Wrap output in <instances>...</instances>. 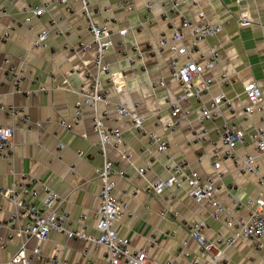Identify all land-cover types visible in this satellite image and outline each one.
Wrapping results in <instances>:
<instances>
[{"label":"crops","instance_id":"obj_1","mask_svg":"<svg viewBox=\"0 0 264 264\" xmlns=\"http://www.w3.org/2000/svg\"><path fill=\"white\" fill-rule=\"evenodd\" d=\"M44 1L50 2L48 10L27 23V7ZM70 1L71 9L55 0H0L5 9L0 15V34L12 25L10 37L0 39V104H13L21 110L19 116L0 110V125L15 127L16 145L11 161L0 158V189L14 184L38 189L48 185L66 198L65 207L70 217L67 226L80 229V216L86 212V230L98 234L93 216L100 204V179L96 168L103 164L104 155L99 133L94 129V107L84 106L83 119L71 130L60 124L61 118L71 120L75 103L81 97L79 91L93 93L96 72L95 47H78L81 40L91 41L88 20L81 3ZM133 1L135 7L129 10L118 6V0H89L93 19L113 31V46L107 51L106 58L113 71L123 73L121 78L125 82L124 89L118 91L108 75H101L100 88L108 91L110 102H99L97 111L103 115L108 110L113 115L114 105L124 103L134 114L144 117L148 130L169 140V150L165 153L153 145L150 147L148 137L136 130L129 120H104L106 127H120L126 139L120 148L107 145V156L124 173L123 177L115 176L116 193L127 203L114 227L120 235L130 238L132 249H146L154 264H164L175 258L184 240H187L191 256L175 259V264H191L193 259L198 261L197 264H209L210 254L189 235L184 222L205 220L210 227L204 231L210 240L216 238L219 229L228 233L223 222L211 216L213 206L210 201L197 202L186 194L185 186L166 187L158 193L151 183L169 175L167 164L171 160L185 159L202 177L210 175L216 179V197L228 206L234 217H248L250 207L246 201L250 197L264 196V187L259 185L255 174L243 173L231 159H225L222 175H219L210 155L212 142L218 139L216 130L225 123L245 133L246 142L237 145L239 153L256 152V142L250 134L256 126L264 125V111L248 116L243 113V107L248 103L244 86L257 82L264 97V0H178V12L170 21L162 17L158 0ZM148 1L152 3L151 10L147 7ZM201 11L209 18L228 21L222 31L201 43L202 49L213 46L220 53L216 66L204 75L217 78L225 72L230 80L227 84L215 83L210 92L183 101L177 126L170 131V104L183 93V87L171 74L173 53L170 46L152 51L150 43L156 46L157 40L169 35L183 17L197 19ZM243 19L250 23L242 25ZM44 28L49 29L46 45H34L35 37ZM121 28H128L126 34L119 33ZM134 46L141 51V57L132 64L126 53L132 52ZM195 56L200 58L199 53ZM6 57L29 77L21 84L23 89H34L40 84L53 86V89L33 95L14 91L3 68ZM179 58L182 62L187 60L185 55ZM160 79L165 84H160ZM56 85L62 87L56 88ZM221 92L226 93L234 110L223 105L222 114L215 121L200 122L202 107ZM23 114L28 115L27 120L23 119ZM39 121L42 126L37 124ZM79 151L83 154L79 155ZM257 162L264 173V156ZM70 166L75 170L72 171ZM143 166L148 168L141 175L139 168ZM238 200L242 204L237 205ZM13 209V203L0 192V224H3L0 238L4 242L2 244L0 240V264H19L8 262L26 240L8 227ZM163 209L170 213L177 211L178 215H163L160 213ZM25 221L22 214L14 222V229ZM37 243L43 259H35L34 264H64L46 260L54 254L57 245L60 246L59 256L69 264H87L83 255L86 247L94 256V264H101L107 258L105 246L96 249L90 241L56 230L51 231L46 240H27L29 253ZM224 256L236 264H253L260 258L245 237L226 247Z\"/></svg>","mask_w":264,"mask_h":264},{"label":"built area","instance_id":"obj_2","mask_svg":"<svg viewBox=\"0 0 264 264\" xmlns=\"http://www.w3.org/2000/svg\"><path fill=\"white\" fill-rule=\"evenodd\" d=\"M61 4L68 5L71 9L70 0H55ZM81 3V9L88 20V29L91 33V41L81 40L78 47L81 49H89L92 46L96 49L95 54V74L93 83V93L79 91L81 97L75 103V112L71 120L65 118L60 119V124L68 130H71L76 124L83 119V107L90 105L94 107V129L99 133L100 149L104 155V161L101 166L96 168V173L100 179V204L97 210L93 211V216L96 221L98 234L89 233L86 230V220L88 213L81 214L82 227L80 229L70 228L69 213L65 207L66 198L58 191L48 185H44L42 189L30 187L28 185H11L0 189V192L8 198L14 205L11 213L10 223L8 227L15 230V233L23 235L26 240L18 247L15 253L11 256L8 263L19 264H34L35 259H43L40 250V244L37 243L31 253L27 249V240L34 238L37 241L48 239L51 231L56 230L63 232L70 237H78L92 242L95 248L105 246L107 258L101 264H154L146 249H132L131 240L127 236L120 235L114 227L115 221L126 208V200L119 197L116 193L117 182L115 176H124L123 171L118 167L117 163L107 156V145H113L120 148L126 143L123 130L120 127H106L105 119L112 118L113 120L126 119L129 120L132 126L144 133L148 137V143L157 148L159 152H167L169 150V140L159 135L154 131H150L144 124V117L134 114L130 108L124 103L118 102L114 105L115 113L111 115L108 110H105L103 115L97 111L99 102L108 104L109 93L105 89L100 88L101 75H108L113 81L116 89L121 91L124 89L125 82L121 76L123 73L112 70L111 62L107 60V51L113 46V31L106 24H99L93 19L92 11L89 6V0H74ZM162 6V17L170 21L173 14L178 12L180 1L178 0H158ZM120 7H125L132 10L135 7L133 0H118ZM49 1H44L40 4H30L27 7V15L25 21L30 23L33 17H40L48 10ZM149 10L152 9V3L147 2ZM5 13V9L0 3V15ZM228 21L219 18H209L201 11L197 19L182 18L180 23L173 28L169 35H164L157 40L156 46L150 43L152 51H161L166 45L170 46L173 56L170 60L171 74L176 81L183 87V93L175 98L170 104L169 113L172 120L168 123L170 131L175 130L177 119L182 114V102L192 97H200L202 93L211 91L213 84L229 82V77L225 72H222L219 77L205 76V71H212L219 61V50L213 46H207L202 49L201 43L206 41L212 35L222 31ZM250 20H241L242 25H247ZM12 25H8L7 29L0 34V39L7 40L11 35ZM62 32V30H60ZM128 28L119 29V33L124 35ZM49 35V29H42L34 39V45L45 46L46 38ZM190 38V43L187 39ZM134 46L132 52L128 51L126 57L130 63H134L138 57H141V51ZM199 53L200 58L195 54ZM185 55L187 60L180 61V56ZM6 65H3L5 76L14 85L13 89L16 92H22L26 95L38 94L40 91H48L53 89V86L40 84L34 89H23L22 83L29 79L21 69L11 63L10 58L4 59ZM160 84H165L163 79L159 80ZM155 84V82H152ZM62 85H56V88ZM244 92L247 95L248 103L243 107V113L250 115L264 111V97L262 90L257 82H249L244 86ZM226 105L230 110H234V106L226 93L221 92L212 97L207 106L202 107L200 122L209 120L215 121L222 114V106ZM0 110H5L13 116H19L21 110L13 104H0ZM23 119L27 120L28 115L23 114ZM42 126L41 121L37 122ZM218 139L212 142L211 158L213 166L221 174L222 161L231 159L237 169L243 173L249 172L256 175L258 183L264 187V173L257 162L259 157L264 156V125L256 126L251 138L256 142L255 153H239L237 150L238 144L246 142L245 133L242 130L234 129L230 124L225 123L217 128ZM15 127L0 125V158L11 161L15 155ZM201 138V137H199ZM79 155L83 152L79 151ZM127 157V154H124ZM72 171L74 166H70ZM148 167H140L139 173L145 174ZM169 175L165 178H158L151 183L152 189L156 192H162L166 187H186L185 191L190 197L197 202L209 200L213 206L211 216L215 220L222 221L224 227L229 230L225 233L223 229L217 231V236L214 240H210L205 229L209 228V224L205 220L186 221L189 235L199 244L200 248L209 253L211 260L209 264H236L224 256L226 247L233 245L238 239L245 237L251 242L252 248L260 254V258L256 259L253 264H264V196L250 197L246 201V205L250 207L248 217H234L228 206L216 197L218 184L216 179L210 175L202 177L199 171L190 167L185 159L171 160L167 164ZM237 205L242 204L241 201H236ZM163 215L171 214L178 215L177 211L170 213L163 209L160 210ZM25 215L26 221L18 228L14 229V222ZM3 224H0V228ZM11 235V233L9 234ZM2 244H4L3 240ZM223 244V245H221ZM181 249L176 253L175 258L168 259L164 264H175V259L182 257H190L191 251L187 247V240L181 243ZM224 246V247H222ZM60 246L55 247L53 255L48 257L47 262L69 264L67 260L61 259ZM83 255L87 259V264H94V256L86 247L83 249ZM198 261L193 259L191 264H197Z\"/></svg>","mask_w":264,"mask_h":264}]
</instances>
